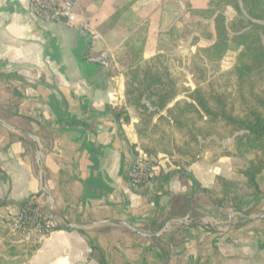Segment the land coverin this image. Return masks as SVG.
<instances>
[{
    "label": "crops",
    "instance_id": "0c3cea01",
    "mask_svg": "<svg viewBox=\"0 0 264 264\" xmlns=\"http://www.w3.org/2000/svg\"><path fill=\"white\" fill-rule=\"evenodd\" d=\"M108 12L77 11L100 35L93 46L81 24L37 19L30 0H0V220L36 197L56 225L27 264H264V194L242 189L240 160L205 156L188 169L202 190H218L217 177L241 182L238 209L219 207L187 176L131 183L134 121L120 129L112 111L125 89L116 55L135 27ZM104 51L108 66L88 62Z\"/></svg>",
    "mask_w": 264,
    "mask_h": 264
},
{
    "label": "trees",
    "instance_id": "16d2710c",
    "mask_svg": "<svg viewBox=\"0 0 264 264\" xmlns=\"http://www.w3.org/2000/svg\"><path fill=\"white\" fill-rule=\"evenodd\" d=\"M150 2L128 0L112 16L135 27L116 55L125 89L112 115L122 129L130 121L124 104L131 107L138 119L135 130L142 155L178 159L176 171L165 174L156 167L154 182L187 176L219 207L238 209L244 198L241 182L217 177L218 190H202L188 169L205 156L210 163L235 158L242 164L237 174L244 179L247 196L264 194L259 179L264 174V0H208L204 7L187 1L185 13L196 19L191 42L196 50L188 59H174L164 48L162 14L154 8L155 13L147 14ZM227 9L235 12V20H228ZM201 41L209 45L202 47ZM231 54L233 63L226 67ZM35 200L24 203L21 212L38 205ZM6 205V200L0 201V206ZM5 224L10 228V218L0 220V230ZM4 245L0 264H25L23 259L37 248V243L12 239Z\"/></svg>",
    "mask_w": 264,
    "mask_h": 264
},
{
    "label": "built area",
    "instance_id": "2783aa9c",
    "mask_svg": "<svg viewBox=\"0 0 264 264\" xmlns=\"http://www.w3.org/2000/svg\"><path fill=\"white\" fill-rule=\"evenodd\" d=\"M82 0H30V12L37 19L50 22H66L69 24H81L82 30L86 32L94 46L100 40L99 33L88 22H83L77 15L76 8ZM114 60L109 52L91 54L88 62L106 67ZM129 178L136 187L152 186L155 180V167L136 151L134 161L129 169ZM10 229L21 238L26 245L38 243L51 234L56 225L50 213L41 205L32 207L29 211L20 212L10 218Z\"/></svg>",
    "mask_w": 264,
    "mask_h": 264
},
{
    "label": "rangeland",
    "instance_id": "374dc122",
    "mask_svg": "<svg viewBox=\"0 0 264 264\" xmlns=\"http://www.w3.org/2000/svg\"><path fill=\"white\" fill-rule=\"evenodd\" d=\"M127 1L128 0H82L81 3L77 6L76 11H80V8H82L84 6V4H89V6H93L94 9H104V10H108V11L110 10V12H108V13H112V15L109 17V19L111 21V17L115 14V12L118 10V8L121 7ZM187 1H191L195 7H203L206 5L208 0H168L169 4L166 6V8L168 9V12H167L165 17H166L167 24L169 23V27L166 30V32H162L161 31L162 30L161 29L162 21H161V26L159 29L160 33L163 34L162 44H163L164 48L167 49L172 54L174 59H179V58L188 59L196 50L195 47H192V45H191L192 39L194 37L193 27H194V24L196 23V19L189 16V15H186L184 5ZM158 3H159V0H152V3L150 5L149 10L147 11L144 8L145 12L147 14L148 13L153 14V13H155V11L152 12L153 8H154L156 11H160L162 14L163 7H164L163 3H162V5H159ZM144 9H143V11H144ZM170 11H172V12H170ZM226 15H227L229 21H233L236 19V14L232 9H227ZM159 16H161V15H158L157 18ZM162 18H163V15H162ZM168 19H169V22H168ZM116 23H119V22H116ZM119 24L125 25V22L120 21ZM164 28L166 29V27H164ZM208 45H209V43L206 41H201V43H200V46H202V47H207ZM233 60H234V55L231 54L227 58L225 66L230 67L233 63ZM174 65L178 66V61H174ZM188 79L190 81V85L192 86L191 77L189 75H188ZM124 108L126 109V113L128 114L129 119H130L128 124H130L132 122V120L134 121V131L136 133L135 125L138 122V119L134 114V110L125 104H124ZM231 142L232 141H225L224 143L227 144V143H231ZM136 147H137V150L140 151V153H141V148L139 146V142H138V145ZM146 157L155 168L156 167L162 168L161 167L162 161H167L171 167H174V169H177L175 161H177L178 159L176 157L172 158V157L167 156L165 154H160L157 158H151L148 156H146ZM241 165L242 164L240 162L239 167ZM240 177L242 178V176H240ZM259 179H260V183L261 182L264 183V176H261ZM4 231H5V234L7 235V238H8V236L10 237L9 241H10V239H12L13 242H17V243L20 242L21 243V238L19 240L16 237V234H12L13 232L11 231L10 228H7L6 224H5V230ZM31 244H34V243H31ZM28 251L26 250V253H29ZM23 263L27 264V258L23 259Z\"/></svg>",
    "mask_w": 264,
    "mask_h": 264
}]
</instances>
